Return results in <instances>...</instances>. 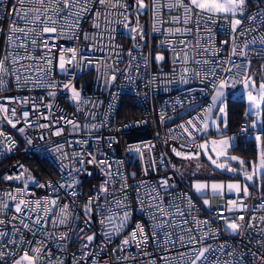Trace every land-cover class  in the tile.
<instances>
[{"label": "built area", "instance_id": "2783aa9c", "mask_svg": "<svg viewBox=\"0 0 264 264\" xmlns=\"http://www.w3.org/2000/svg\"><path fill=\"white\" fill-rule=\"evenodd\" d=\"M125 2L130 6L126 13V20L124 16L118 14L124 9H112L114 13H117L110 17L113 21L110 26L114 37L112 46L105 47L109 44V40L107 32H104L103 19L100 30L91 27V18H87V22L81 21L83 31L93 34L91 41H85L83 36L79 40L62 38L54 41L64 48H81L82 55L92 60L91 64L85 66H79L76 61H73L71 65H66L68 73H62L58 66L53 67L51 79L57 81L58 85L62 81L69 83L68 88L58 86L55 89L35 88L29 90L18 89L13 84L8 90L0 91V104L9 109L15 107L18 110V116L12 119L19 118L20 120L17 127L13 128L3 120L4 114L0 113V131L15 142V147L11 151H7L10 142L0 137V195L4 193L18 195L16 190L23 189L27 184L28 194L21 198L28 200L54 198L51 190L37 187L29 177L31 176L41 184L72 183L75 180L78 181L75 185L77 195L75 197L66 195L71 190L60 189L59 195L62 199L59 201V205L68 203L70 211L74 209L73 214L80 213L83 217V207L89 197L94 195L96 189H99L105 180L112 179L106 175V170L95 162L85 163L83 165L85 171L79 173L73 171L74 168L82 167L76 161L92 159L89 156V152H92L95 153L96 160L103 159L111 166L110 171L113 177H116L109 185L110 191L100 194L101 205L109 208L113 215H122L119 207L109 202L114 198L122 199L119 188L126 178L127 184L131 186L127 190L128 203L131 205V220L127 228L120 234H114L109 242L103 236V231L107 229H102L99 223V218L105 213L94 209L91 231L88 232V235L93 232L97 233L94 244L89 249H82L84 241L75 240V242H69L63 252L53 244V264H56L57 259L63 260L64 264H73L74 260L84 255V252H89V255L81 261V264H93L94 260L103 261L109 256H111V264H152L153 260L156 261V264H164L160 257L166 256L168 253L162 252L160 247L151 243L146 250L152 253L151 257L140 254L135 246V241L131 246H125V251H112L121 244V241L129 235L137 223H143L146 231L150 230L151 217L146 208L144 211L140 210L136 199V189L142 181L152 188H159L163 179H168L170 185L166 191L160 190V194L164 196L163 203L165 205H168L170 200L172 201V207L168 208V211L175 212L176 206H179L181 210L185 211L186 218L189 220V225L185 227L190 226L194 231L198 230V225L193 222V217L198 221H208L207 230L218 231L217 238L207 240L208 244L218 246L227 241L230 248L236 249L235 259H239V254L246 252L248 248L254 252L264 253V248H260L255 241L248 243L249 237L255 234L254 229L249 230V236L233 237L230 232L225 231V222L220 219V216L231 218L244 215L247 219L251 214L264 215V210L252 212L253 206L259 205L264 200V194L249 190L250 195L246 198L243 193L231 196H206L205 199L209 200V205H205L202 197L196 195L188 182L177 174L169 156V152L175 155L173 148L184 154L197 153L198 147L195 140L179 126L185 125L189 131H193L191 126L186 123L193 120L198 127L202 128L204 115L211 105L210 97L214 92L213 85L218 84L221 79H229L232 83L230 77L238 71L237 68L224 61L231 57V60L237 64L243 62L239 51L236 56H231V44L223 43L229 39L230 31L225 32L224 22L218 21L215 26H210L211 35L214 38L207 42L205 39H201L200 43L201 52L204 48H209L211 51L196 55L191 51V46L189 47L190 57L195 56L197 60H208L210 63L176 62L171 46L162 44L165 39L181 38L171 36L166 32L168 28L180 25L160 23L161 20L168 21L170 19L168 10L162 8L157 14V18L154 19L152 0H145V4L149 7L145 10L146 17L143 20L140 13L133 14L137 7L136 0H125ZM160 2L163 5L164 0H160ZM14 3L15 0H5L4 4L0 6V14H3L5 9ZM25 7L27 8L28 5ZM260 8H264V3L258 4L257 0H249L246 14L255 15ZM179 14L178 12L171 13V15ZM137 20L139 21L138 25ZM9 23L10 20L7 19L0 21V28H3L5 34L8 31ZM125 24L128 27H125ZM154 24L160 28V31L153 30ZM133 27L142 28L147 33L143 40H140L138 36L135 40L132 38L135 34L131 33L130 29ZM188 27H193V25H188ZM252 27L257 31L251 33L250 37H256L257 44L252 46L253 50L248 54L251 65L255 61H264L256 54L260 50L259 37L264 36V26H261L257 21ZM98 31L104 32L102 40L97 35ZM201 33L205 38L209 36V32L204 28L201 29ZM5 39L6 35L0 36V57L5 54ZM188 39L192 40L193 37L189 36ZM243 39V36L239 37V40ZM137 42L146 46L134 47ZM92 45L103 48V50L98 51L93 48L89 51ZM176 50L179 51V47ZM129 51H131V55H128ZM159 52H162L164 57L161 61H157L155 58ZM213 52H216L217 55H213ZM40 54L39 50L35 53L36 56ZM67 56L70 57L71 53H67ZM77 60H80L79 55ZM212 61H217V63H212ZM53 63L56 64L57 61ZM130 64L134 66H130ZM185 67L189 69L187 73L184 72ZM229 67H232L231 74L221 71V69ZM213 69H215V75L212 74ZM197 70L199 75H196ZM113 74L116 75L114 81L111 80ZM236 79L238 80L240 77H236ZM238 84L236 83L235 86ZM72 87L81 93V99L78 102H73L71 99ZM49 91L56 93L54 98L47 95ZM127 96L136 107V115L123 116L122 104ZM9 97L17 99H6ZM25 97L29 98L28 104L23 103ZM34 104L37 107L34 108ZM46 105L52 107L48 108ZM21 109L29 111L27 122L20 115ZM245 113L242 111L237 128L230 133V138H234L231 140V146L236 145L242 138L253 139L260 134L259 127L250 130V132H241V129L247 126L246 120L248 125L256 120L253 115L246 117ZM67 120L74 121L80 127L74 129L72 124L66 122ZM38 124H48L49 127L40 128L37 126ZM93 125L95 127H92ZM125 125L130 127H125ZM21 127L25 129L23 133L17 130ZM56 129H63L60 136L53 134ZM42 134L43 140L39 139ZM193 135L195 139L198 138L196 131H193ZM28 139H32L33 143L28 144ZM58 145H63L62 153L66 156L61 152L52 151ZM136 147H139L141 151H130V148ZM18 165H23V168ZM145 170H147V174H145ZM69 173L72 174L69 175ZM16 175H19L20 179H5L7 176ZM112 188L117 190L113 192ZM145 191L144 188H140L142 199H147ZM148 191H151V188ZM240 199L248 206L244 212L227 211V208L232 207L227 203L228 200ZM5 200H7L6 197ZM72 201L75 203L72 204ZM8 202L14 205V202ZM180 219L181 217H176L177 221ZM76 223L80 227H84L81 221ZM74 226V224H70L68 227H54L50 224L47 230L55 231L59 235L60 232L68 231ZM260 227L264 228V223H261ZM203 230L201 227L200 234ZM8 231L11 232L10 226ZM27 239H31V236L29 235ZM84 239L86 240V237ZM260 239L264 240V236H261ZM241 240L247 247L239 243ZM61 243L63 244V242ZM102 243L106 245L105 251L98 256H93V253L99 252ZM73 253L76 255L73 256ZM20 254L22 255V253ZM172 255H175L174 251ZM124 256H128L129 259H122ZM133 256L136 258L132 259ZM117 257H121V259H117ZM233 259V257H224V260L228 261ZM244 261L246 264H260L259 260L250 255L245 256ZM244 261H241V264H244Z\"/></svg>", "mask_w": 264, "mask_h": 264}, {"label": "snow or ice", "instance_id": "6c2138e0", "mask_svg": "<svg viewBox=\"0 0 264 264\" xmlns=\"http://www.w3.org/2000/svg\"><path fill=\"white\" fill-rule=\"evenodd\" d=\"M5 0H0V6L4 4ZM249 0H164L161 5L160 0H152V11L154 13V19L157 18V14L160 13L162 8H166L170 15L168 21H160L163 23H170L174 25H180L175 28H168L166 32L171 36H179L180 39L162 41L163 45H169L172 48L176 62L183 61L184 63L195 64H208V60H197L195 56L190 57L189 47L191 51L196 55L208 53L211 51L209 48H204L203 52L200 51L201 39H205L206 42L212 40L214 37L211 35V27L215 26L218 21H223L225 24L224 31L229 32V39L223 41L225 45L231 44V56H236L239 51L240 57L243 58V62L240 64L235 63L229 57L226 63L231 64L232 67L237 68V72L230 77L233 81L230 83L229 79H221L218 84H214L215 94L212 97V107L218 108V111L225 114V108L219 107L224 104L225 89L234 87L236 83L243 85V89L247 96L248 110L245 113L246 117L255 115L257 120H254L250 125L245 121L246 127L241 129V132H250V130L260 128V134L256 135L255 140L258 143H264L262 137H264V120H260L262 112H264V80L259 82L257 87V81L247 75V72L251 66V60L248 59L249 51H252V46L257 44L256 37H250V34L256 32L257 29L252 27L257 21L261 26H264V8H260L257 14H246V9ZM259 3H264V0H257ZM25 5H28L26 8ZM136 9L133 14L142 13L147 10L149 5L144 3V0H136ZM129 5L125 0H15L14 4H11L5 9L3 14H0V21L10 20L8 25V31L5 34L3 28H0V36L6 35L5 54L0 57V91H6L13 86L18 89H55L58 86L68 88L69 83L59 82L51 79L53 67L58 66L62 73H68L66 65H71L73 61L77 62L79 66H85L91 64L92 60L87 59L82 55L81 48H64L56 43L57 39L68 38L72 40H79L81 36L85 41H91L93 34L84 32L81 28V21L87 22V18H91V27L97 30L101 28V20L105 23L104 32H107L109 44L105 47L112 46L114 37L112 35L111 24L113 21L110 17L116 15L112 9L122 8L123 12H119L120 16H124L127 19L126 13L129 9ZM172 12H178L179 15H171ZM139 21L137 20V25ZM24 25V26H21ZM193 25V27H188ZM30 26V27H29ZM125 27H128L125 24ZM204 28L209 32L208 37H203L201 29ZM154 31H160L155 24L153 25ZM104 32H97L101 40L104 38ZM131 33L135 35L132 37L134 40L138 36L140 40H143L147 35L142 28L133 27L130 29ZM192 36L193 39L189 40L188 37ZM243 36V40H239V37ZM199 37V38H197ZM239 40V43L237 41ZM260 50L256 53L264 60V36L259 37ZM146 45H140L138 42L134 47H145ZM179 47V51H177ZM95 48L98 51H102L103 48H99L96 45H92L89 48L91 51ZM40 51L41 54L36 56V51ZM67 53H71L68 57ZM217 55L216 52L212 53ZM80 56V60H77V56ZM119 55V54H118ZM128 55H131L129 51ZM134 59V58H133ZM164 57L157 55L156 60L161 61ZM57 61L56 64L53 62ZM98 63V61H97ZM217 63V61H212ZM130 66H134L131 65ZM232 67L227 69H221L228 73H232ZM189 69L184 68V72L187 73ZM212 74L215 75V69L212 70ZM196 75H199V71H196ZM240 77V79H236ZM47 78V79H46ZM116 75L111 76V80L114 81ZM73 102H78L81 99V93L71 88ZM255 92V94H254ZM48 96L55 97L54 91H49ZM9 100H16L15 97L6 98ZM42 100V98H41ZM19 102V101H17ZM24 104L29 103V98L23 99ZM37 107V105H33ZM51 108V105H46ZM211 111V108H209ZM0 113H3V120L7 121L13 128L17 127L20 122L19 118L13 120V117L18 116V110L13 107L9 109L3 104H0ZM20 115L27 122L29 117V111L20 110ZM47 118V117H45ZM63 119V117H62ZM73 125L74 129H78L80 125L76 124L72 120L66 121ZM225 126L226 124V120ZM190 125L193 131L200 132L206 131L209 127L208 124H204L203 128L198 127L193 120L186 122ZM216 122L213 121V124ZM40 128L49 127L48 124H38ZM87 127V126H85ZM92 127H95L93 125ZM125 127H130L125 125ZM179 127L184 129L189 137L195 139L193 131H189L185 125ZM218 127V126H217ZM23 133L25 129L23 127L17 129ZM63 129H56L54 135L60 136ZM0 137L8 140L7 151H11L15 147V142L11 137H6L5 134L0 131ZM43 140V134L39 137ZM234 138L221 139L219 141L213 140V149L218 156H225L226 150L231 146V140ZM28 144H32V139L27 140ZM200 148L206 149V144H200ZM63 145H58L56 149H52L54 152L62 153ZM130 151L140 152L141 149L136 147L130 148ZM173 152L177 156H184L186 159L198 158L199 153L184 154L177 149L173 148ZM62 155H65L62 153ZM90 160L78 159L81 168H74L73 171L79 173L85 171L83 165L85 163L91 164L95 162L102 169L106 170V175L112 179L105 180L99 189H96L94 195L89 197L88 201L83 207V217L80 213H74V209L70 211V205L68 203L59 205V201L62 197L59 195L60 189H70L66 195L75 197L77 192L75 191V185L78 181L73 180L72 183L57 182L56 184L48 183L41 184L35 181L31 176L30 180L36 184L39 188H48L54 194V198L45 197L38 200H28L21 198L26 196L28 185L25 184L23 189H17L18 195H12L11 193H4L0 195V264H53L52 262V246H55L60 251H65L69 242H75V240H83L82 249H89L96 240L97 233L88 235L91 231V224L93 223V210L103 212L99 218V223L103 231V236L110 242L111 237L114 234L122 233L128 226L131 220V205L128 203V188L131 187L125 182L120 185V192L122 199H113L109 203H113L119 207L122 215H113L109 208H105L101 205V193H108L110 191L109 185L116 179L110 171L111 166L103 159L96 160L95 153L89 152ZM213 164L216 161L209 156ZM232 160H238L236 156L231 157ZM241 166L246 162L239 160ZM253 163V171L249 173L246 169L241 167V171L244 174L245 180L252 182L255 185L259 180H264V150H261L259 154V164ZM23 168V165H18ZM217 168H225L224 164H216ZM228 171L235 172L236 170L228 167ZM72 173H69L71 175ZM147 174V170H145ZM5 179H20L19 175L7 176ZM63 180V178H62ZM249 184L245 183L243 186L239 183H229L227 188L229 191H235L237 194L243 192L244 197H248ZM170 187L168 179H163L160 182L159 188H152L145 182H141L137 187V203L140 206V210L144 211L146 208L148 214L151 217L150 230L146 231L143 223H137L135 228L131 230L129 235L121 241V244L116 246L112 251H125V246H131L135 241L136 248L140 251V254L148 257L152 256V253L147 252V248L152 245L160 247L162 252L168 253V255L160 257L164 261V264H241L244 261L245 256H252L259 260L260 264H264V253L254 252L251 248H248L246 252L239 254V259H235L237 256L236 249L230 248L227 241L214 246L207 243L209 239H215L219 235L218 231H209L207 226L208 221H198L193 217V222L198 225V230L194 231L189 225V220L186 218L185 211L181 210L179 206H176L175 212L168 211L167 209L172 207V201H169L168 205L163 203L164 196L160 194V190H167ZM222 184H212L211 190L214 194H221L223 189ZM140 188H144L145 196L147 199H142L140 196ZM151 188V191L148 189ZM196 191L203 194L207 189V184L195 185ZM117 189L112 188L111 191ZM32 195H35L32 193ZM5 197L7 200H5ZM190 200V198H189ZM8 201L14 202L9 203ZM75 201H72L74 204ZM228 204H231V208H227L229 212H244L247 209V205L243 203V200H228ZM205 205H209V200H204ZM59 205V210L57 207ZM191 207V205H190ZM264 210V200L259 205H254L252 212ZM11 213V215H9ZM179 216L181 219L176 220ZM220 219L225 222V231L230 232L233 237L249 236V230H255V234L249 237L248 243L255 241L260 247L264 248V240L260 237L264 236V228L260 227L261 223H264V215L256 216L251 214L245 219L244 215H237L231 218L220 216ZM77 221H81L84 227H80ZM54 227H68L70 224H74V227L69 228L68 231L60 232L59 235L55 231H48V226ZM9 226L11 232L8 231ZM203 228L202 234H200V228ZM31 239H27L28 236ZM86 237V240L84 239ZM74 238V239H73ZM63 242V244L61 243ZM239 243L245 247L244 241ZM106 245L103 243L100 245L98 253H93V256H98L105 251ZM183 249V250H181ZM175 252L173 256L172 253ZM22 253V255L20 254ZM76 254L73 253V256ZM89 255V252H84L83 256L74 260L73 264H81V261ZM233 257L232 261L224 260V257ZM135 259L136 257H131ZM121 259V257H117ZM122 259H129L128 256L122 257ZM56 264H64L63 260L57 259ZM93 264H111V256L103 261H93ZM152 264H156L153 260ZM246 264V261H244Z\"/></svg>", "mask_w": 264, "mask_h": 264}, {"label": "rangeland", "instance_id": "374dc122", "mask_svg": "<svg viewBox=\"0 0 264 264\" xmlns=\"http://www.w3.org/2000/svg\"><path fill=\"white\" fill-rule=\"evenodd\" d=\"M129 1V0H128ZM145 3V0H144ZM142 17V16H140ZM130 19V16H129ZM157 55L163 56L162 52H159L155 55V58ZM261 68H263L262 73H256L254 69L248 72V76L253 77L257 81V87L259 82L264 80V61L261 63ZM225 98H224V104L219 105V107L225 108V114H222L218 111V108L212 107L213 101L212 97L215 94H213L210 97L211 105L209 108H211V111L209 109L206 111V114L204 115V122L202 123V127L204 124H208L209 127L206 131H200L198 133V138L194 139L195 144L198 147L197 153H199L198 158H192V159H186L184 156H177L176 154H172V152H169L170 159L177 171V174L188 182L189 186L193 190V192L202 197L203 201L205 200L206 196H231V195H238L240 193H236L234 190L229 191L227 188V185L229 183H239L242 186L247 183L249 184V190H264V180H259L257 178L258 182L255 185H252V182L246 181L243 172L241 171V167L246 169L249 173L253 171V163L255 162L257 165L259 164V154L261 150H264L262 143H258L255 138H253V145L255 146V152L252 156H248L243 154L240 151H233L230 150V147L227 148L226 152L227 154L225 156H218L215 152L212 151L213 144L212 141L216 140L219 141L221 139H227L230 138V134H227L228 132V120H227V110H226V97L230 96L232 98H239L244 101L243 103V111L246 112L248 110V101L246 93L243 89L242 84H238L234 87L226 88L225 90ZM255 94V92H254ZM256 120L257 117L253 115ZM262 120V114L259 118ZM227 126H225V121ZM213 121L216 123L213 124ZM218 126V127H217ZM200 144H206V149H202L199 147ZM209 156L212 157L213 160L216 161V164H224L225 168H217L216 164L212 163V160L209 159ZM236 156L239 159L238 160H232L231 157ZM239 160H243L246 163L241 166L239 163ZM228 167H231L235 169V172H230L227 170ZM222 184L224 187L221 190V194L217 195L214 194L211 190L212 184ZM197 184H207L208 189L203 193H198L196 191L195 185Z\"/></svg>", "mask_w": 264, "mask_h": 264}, {"label": "trees", "instance_id": "16d2710c", "mask_svg": "<svg viewBox=\"0 0 264 264\" xmlns=\"http://www.w3.org/2000/svg\"><path fill=\"white\" fill-rule=\"evenodd\" d=\"M140 16H142V19L144 20L146 17L145 11L140 13ZM262 61H255L251 65V69H254L256 73H262L263 68H261ZM243 103L244 101L239 98H232L230 96L226 97V110H227V120H228V132L227 134L232 133L238 125L240 115L243 111ZM122 111L124 113L123 116H130V115H136L137 110L134 104H132V101L130 97H125L122 104ZM262 120H264V112H262ZM262 141H264V137H262ZM264 148V143H262ZM230 150L233 151H240L245 155L252 156L255 152V146L253 145V139H241L237 142L236 145L231 146ZM251 191H258L252 189ZM264 194V190L258 191Z\"/></svg>", "mask_w": 264, "mask_h": 264}, {"label": "crops", "instance_id": "0c3cea01", "mask_svg": "<svg viewBox=\"0 0 264 264\" xmlns=\"http://www.w3.org/2000/svg\"><path fill=\"white\" fill-rule=\"evenodd\" d=\"M250 69H251V67H250ZM206 114V113H205ZM203 128V127H202ZM199 137V136H198Z\"/></svg>", "mask_w": 264, "mask_h": 264}]
</instances>
